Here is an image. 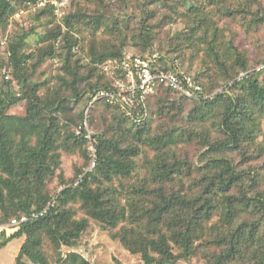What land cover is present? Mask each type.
Segmentation results:
<instances>
[{
  "label": "trees",
  "instance_id": "16d2710c",
  "mask_svg": "<svg viewBox=\"0 0 264 264\" xmlns=\"http://www.w3.org/2000/svg\"><path fill=\"white\" fill-rule=\"evenodd\" d=\"M26 1L0 0V38L8 35L13 77L0 82V223L53 204L0 234V249L23 240L11 264H93L78 249L91 218L143 264H182L195 256L205 264H264V61L252 64L225 22L258 26L260 0H118L121 6L70 0L61 19L46 6L23 16L25 25L16 14ZM177 18L167 52L192 61L200 56L201 69L188 70L209 97L163 89L140 124L118 106L96 101L89 119L98 157L86 171L90 142L76 128L94 92L112 84L103 63L121 58L130 41L149 50L154 28ZM99 34L116 41L99 42ZM48 57L61 59L54 87L48 78H33ZM20 103L23 109L15 110ZM98 105L104 112L99 133ZM194 142L200 147L190 155L185 145ZM63 152L85 159L72 180L61 170ZM55 178L59 186L52 190ZM61 185L67 186L57 194ZM77 203L87 216L76 218Z\"/></svg>",
  "mask_w": 264,
  "mask_h": 264
},
{
  "label": "built area",
  "instance_id": "2783aa9c",
  "mask_svg": "<svg viewBox=\"0 0 264 264\" xmlns=\"http://www.w3.org/2000/svg\"><path fill=\"white\" fill-rule=\"evenodd\" d=\"M26 6L17 12V18L27 15L31 10L36 11L38 8L52 6L54 13L61 19L69 10L70 0H27ZM10 56L8 35H6L0 38V82L2 79L6 81L13 79ZM262 67L264 65L259 66V68ZM102 68L111 77L112 84L94 92L85 115L76 128V134H84L90 142L89 149L92 158L86 171L92 170L97 164L98 150L89 119L91 107L96 101L103 100L118 106L121 113L130 121L140 124L150 114L149 103L151 99L163 89H170L175 93L196 100L209 97V95L203 94L202 86L194 73L182 65L178 59L168 58L155 50H147L143 53L126 52L121 58L113 57L105 61ZM244 75L245 73L242 76ZM14 87H19L17 82H14ZM17 95H21V93L18 92ZM83 175L79 176L75 184L79 183ZM66 186L61 185L57 194ZM52 204L53 202L43 209H33L31 212L13 217L10 221L0 223V234L9 235L15 231L18 225L29 221L31 218L43 216Z\"/></svg>",
  "mask_w": 264,
  "mask_h": 264
},
{
  "label": "rangeland",
  "instance_id": "374dc122",
  "mask_svg": "<svg viewBox=\"0 0 264 264\" xmlns=\"http://www.w3.org/2000/svg\"><path fill=\"white\" fill-rule=\"evenodd\" d=\"M136 1V0H131ZM142 1V0H141ZM146 0H143L145 2ZM112 4L115 6H121L118 0H111ZM237 2V1H235ZM168 3H172L171 0ZM263 6L264 12V0H260ZM235 4V3H234ZM258 7V4L255 5V8ZM182 8L181 6L179 7ZM137 14H140L141 10L136 7ZM168 12L167 8L161 10L160 13ZM26 17H18L17 20L24 21ZM142 18L141 14L138 16L137 20ZM179 19V20H178ZM228 24L230 36L234 39L235 43L239 45L242 49H244L252 64L259 63L264 61V21L260 22L258 26H254L252 28H246L242 26L241 21L232 20L230 18L225 19ZM29 22L28 20H25ZM25 25H28L25 22ZM180 18H177V22H169L167 25L163 23L162 27H155V31L157 32L155 38L152 42L151 48L149 50H155L160 52L161 54L166 55V57L171 59H182L179 60L184 61L183 65L190 69L193 72H198L201 69L200 56L195 58L193 61L191 60V56L189 54H185L181 58L178 57V53L170 52L168 53V46L171 38L174 36L175 32L180 28ZM151 23H156V21L150 20ZM138 22L135 21L132 24V27L135 28ZM39 31H42V27H39ZM87 35V33H86ZM103 38L116 41L115 36L107 35V34H99L98 41H102ZM31 39H34L31 37ZM33 41V40H32ZM125 52H137L143 53L139 46L135 45L131 41L129 42L127 49ZM145 52V51H144ZM60 65L61 59L58 57L47 58L39 67L37 68L35 75L33 78L38 81H44L45 79H49L50 86L54 87L57 83L56 75L60 73ZM44 91V88H42ZM83 89V85L79 86V90ZM76 109L79 108L76 106L74 102L71 103ZM18 107L15 110H22L24 106L22 104H18ZM189 104H187V109ZM103 109L98 105L97 109H95L94 114L96 115V126L94 125V129L97 133L101 131L102 128V120L101 114H103ZM185 112L183 115H185ZM183 115H178L177 118H181L180 122L184 123ZM109 116V115H108ZM155 116V117H154ZM154 125L160 123L161 119L158 118V115H153ZM156 118V120H155ZM158 118V119H157ZM97 127V129H96ZM93 129V128H92ZM186 149L190 152V155H196L197 149H199V145L194 142L193 144L185 145ZM85 159L81 154H71L67 152H63L62 156V171L63 176L66 180H72L77 175V169L81 168L84 165ZM126 181H124L125 183ZM115 185H120V181L116 180ZM59 186V179L55 178L54 181L51 182V189H56ZM74 208L77 210L76 218H82L87 216L85 211L80 209V203L73 204ZM91 224L83 233L81 239L79 240L78 249L86 256L93 264H143L141 257L137 254L131 253L128 249L124 247L119 239L113 238L108 230H106L103 225L91 218ZM2 238L0 237V241ZM23 244V240H12L5 247L0 249V264H11L14 262L15 254H18V250L21 248ZM182 264H205V259L201 256H195L191 262H182Z\"/></svg>",
  "mask_w": 264,
  "mask_h": 264
},
{
  "label": "crops",
  "instance_id": "0c3cea01",
  "mask_svg": "<svg viewBox=\"0 0 264 264\" xmlns=\"http://www.w3.org/2000/svg\"><path fill=\"white\" fill-rule=\"evenodd\" d=\"M16 240V239H15ZM17 240H20V239H17ZM22 240V239H21ZM19 251V250H18ZM17 254H15V257H16Z\"/></svg>",
  "mask_w": 264,
  "mask_h": 264
}]
</instances>
